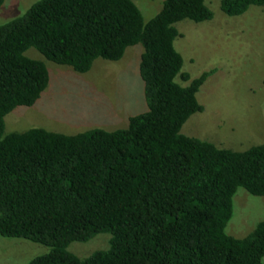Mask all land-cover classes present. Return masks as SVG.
Wrapping results in <instances>:
<instances>
[{"label": "trees", "instance_id": "obj_1", "mask_svg": "<svg viewBox=\"0 0 264 264\" xmlns=\"http://www.w3.org/2000/svg\"><path fill=\"white\" fill-rule=\"evenodd\" d=\"M252 5L264 0L221 1L230 16ZM213 17L207 0H164L148 20L137 0H37L0 24V235L50 248L28 264H264V220L246 236L226 230L239 187L264 197V140L234 149L181 132L216 70H183L176 24ZM139 43L148 109L126 127L5 133V116L50 83L29 48L85 73ZM99 233L111 234L107 249L69 250Z\"/></svg>", "mask_w": 264, "mask_h": 264}, {"label": "rangeland", "instance_id": "obj_2", "mask_svg": "<svg viewBox=\"0 0 264 264\" xmlns=\"http://www.w3.org/2000/svg\"><path fill=\"white\" fill-rule=\"evenodd\" d=\"M36 1L5 0L0 24L23 14ZM163 1L137 0V4L148 20ZM221 1L207 0L214 13L212 19H184L176 24L182 33L175 46L184 57L183 70L192 78L216 70L197 93L204 110L192 115L181 132L221 147L245 149L264 140V6L252 5L244 14L230 16L222 10ZM143 50L141 43L130 46L120 60L98 58L90 71L81 73L29 48L27 55L46 62L50 83L35 105L18 106L5 116V133L34 126L68 134L94 127H126L130 116L148 109L139 71ZM261 220L264 197L239 187L227 232L246 236ZM110 238V233H99L89 241L72 242L69 250L88 257L107 249ZM49 249L24 238L0 235V264H28Z\"/></svg>", "mask_w": 264, "mask_h": 264}]
</instances>
